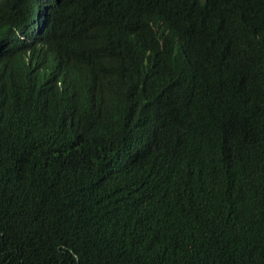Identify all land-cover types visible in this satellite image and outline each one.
<instances>
[{
	"label": "trees",
	"instance_id": "1",
	"mask_svg": "<svg viewBox=\"0 0 264 264\" xmlns=\"http://www.w3.org/2000/svg\"><path fill=\"white\" fill-rule=\"evenodd\" d=\"M0 264H264V0L0 2Z\"/></svg>",
	"mask_w": 264,
	"mask_h": 264
},
{
	"label": "clouds",
	"instance_id": "2",
	"mask_svg": "<svg viewBox=\"0 0 264 264\" xmlns=\"http://www.w3.org/2000/svg\"><path fill=\"white\" fill-rule=\"evenodd\" d=\"M4 0H0V2H3ZM28 1V0H27ZM40 13V10H39ZM25 72L28 76H30L31 78H33L35 76V72H36V68L37 65H40L42 67L45 68H51L53 69V71L55 73H59V75L67 77L69 80L72 81L71 78V71L72 68L69 67L66 62L63 61V59L61 58L60 54L56 51H44L42 54L36 55H29L25 57ZM99 59L96 60V62L98 64H100ZM90 73V77L89 80L92 79L94 77V73L92 72H87ZM100 83V80L98 81ZM133 90H137L140 89L138 87H132ZM210 116L212 118H215V114L214 112H209ZM103 117V114H102ZM227 123L224 122L223 124L220 125V131L223 133L225 139H228V131L227 129Z\"/></svg>",
	"mask_w": 264,
	"mask_h": 264
}]
</instances>
